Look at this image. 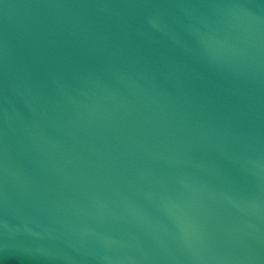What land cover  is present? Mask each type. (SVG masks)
Here are the masks:
<instances>
[{
  "label": "water",
  "instance_id": "1",
  "mask_svg": "<svg viewBox=\"0 0 264 264\" xmlns=\"http://www.w3.org/2000/svg\"><path fill=\"white\" fill-rule=\"evenodd\" d=\"M0 264H264V0H0Z\"/></svg>",
  "mask_w": 264,
  "mask_h": 264
}]
</instances>
